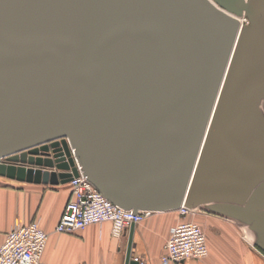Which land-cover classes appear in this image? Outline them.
<instances>
[{
    "label": "water",
    "instance_id": "95a60500",
    "mask_svg": "<svg viewBox=\"0 0 264 264\" xmlns=\"http://www.w3.org/2000/svg\"><path fill=\"white\" fill-rule=\"evenodd\" d=\"M262 104L264 0H0L1 177L69 183L76 157L116 205H211L264 251Z\"/></svg>",
    "mask_w": 264,
    "mask_h": 264
},
{
    "label": "crops",
    "instance_id": "0c3cea01",
    "mask_svg": "<svg viewBox=\"0 0 264 264\" xmlns=\"http://www.w3.org/2000/svg\"><path fill=\"white\" fill-rule=\"evenodd\" d=\"M70 197L69 183L36 184L0 176V246L14 227L37 220L50 234L44 253L47 264H124L130 226L120 238L113 236L110 222L91 225L77 234L55 231ZM179 219L178 211L172 210L156 212L136 224L133 255L144 264H163L164 245ZM197 221L206 232L209 256L171 264H264V252L229 219L201 212Z\"/></svg>",
    "mask_w": 264,
    "mask_h": 264
},
{
    "label": "built area",
    "instance_id": "2783aa9c",
    "mask_svg": "<svg viewBox=\"0 0 264 264\" xmlns=\"http://www.w3.org/2000/svg\"><path fill=\"white\" fill-rule=\"evenodd\" d=\"M241 23H247L241 18ZM73 153L74 150L72 149ZM78 176H73L71 197L61 215L56 232L59 234H77L94 224L110 222L112 234L120 238L131 224H139L150 218L155 211L125 209L114 204L101 193L84 175L76 157ZM1 161V160H0ZM179 221L171 229L161 256L163 264L179 263L189 258L203 260L209 256L206 232L196 220L200 213L182 204L177 209ZM50 234L37 220L18 225L10 230L0 246V264H47L44 253ZM141 264H144L141 261Z\"/></svg>",
    "mask_w": 264,
    "mask_h": 264
},
{
    "label": "rangeland",
    "instance_id": "374dc122",
    "mask_svg": "<svg viewBox=\"0 0 264 264\" xmlns=\"http://www.w3.org/2000/svg\"><path fill=\"white\" fill-rule=\"evenodd\" d=\"M241 18H246V17L245 16H242ZM245 24H246V22H245ZM261 109H262V112L264 113V104L261 105ZM209 209H212V206L211 205L208 206V207H205V208H197V210L200 213L201 212H204V213H208V214H213V215L221 216V215H219L216 212L210 211ZM222 217H224V216H222ZM225 218L229 219L231 222H233L237 226L240 234L243 237H245L246 239H248L252 244L255 243L256 234L253 231H250V228H248L249 226L245 222H243L241 219H237V218H233V217H225ZM196 220H197V217H196ZM254 246L257 247L255 244H254Z\"/></svg>",
    "mask_w": 264,
    "mask_h": 264
},
{
    "label": "flooded vegetation",
    "instance_id": "af4514ba",
    "mask_svg": "<svg viewBox=\"0 0 264 264\" xmlns=\"http://www.w3.org/2000/svg\"><path fill=\"white\" fill-rule=\"evenodd\" d=\"M260 249V248H259ZM261 250V249H260ZM261 251H263V250H261ZM264 252V251H263Z\"/></svg>",
    "mask_w": 264,
    "mask_h": 264
}]
</instances>
